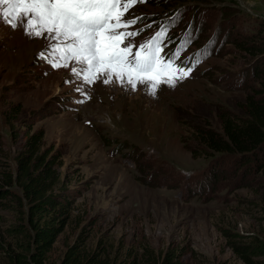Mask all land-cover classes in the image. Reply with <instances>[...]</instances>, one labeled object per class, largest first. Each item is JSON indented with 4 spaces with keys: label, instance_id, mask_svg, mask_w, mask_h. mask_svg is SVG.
Listing matches in <instances>:
<instances>
[{
    "label": "rangeland",
    "instance_id": "obj_1",
    "mask_svg": "<svg viewBox=\"0 0 264 264\" xmlns=\"http://www.w3.org/2000/svg\"><path fill=\"white\" fill-rule=\"evenodd\" d=\"M135 17L137 46L161 27L165 53L189 41L177 63L190 75L155 95L102 76L88 84L74 61L54 68L42 58L55 43L48 34L0 20V188L20 195L3 178L15 175L26 133L42 134L41 151L58 158L55 191L69 202L47 264H61L78 241L82 254L109 264L139 261L144 248L174 250L185 264H243L230 243L264 241V176L208 152L199 131L221 133L223 112L243 117L246 93L260 86L242 46L264 38V0H144L126 13ZM0 202V236L14 248L19 206Z\"/></svg>",
    "mask_w": 264,
    "mask_h": 264
},
{
    "label": "trees",
    "instance_id": "obj_2",
    "mask_svg": "<svg viewBox=\"0 0 264 264\" xmlns=\"http://www.w3.org/2000/svg\"><path fill=\"white\" fill-rule=\"evenodd\" d=\"M249 43L253 47L245 45L242 48L256 58L259 69L254 74L260 86L246 93L242 105L244 116L232 117L223 112L221 133L205 128L199 134L201 144L208 152L234 156L241 167L254 164V169L264 176V38L258 45ZM41 140L42 134L26 133L23 150L16 157L15 175L8 174L3 178L6 186L16 185L20 195L0 188V201L14 198L21 213L19 224L10 230L16 239L15 249L0 236V253L4 252L7 264H47L48 254L67 225L68 199L64 190L55 191L60 188L56 168L58 158L41 151ZM81 245L78 241L70 246L61 264H109L100 256L82 254ZM230 247L243 264H264L259 260L264 258V241L232 242ZM181 257L174 250L156 255L152 249L144 248L140 260L131 264H185Z\"/></svg>",
    "mask_w": 264,
    "mask_h": 264
},
{
    "label": "snow or ice",
    "instance_id": "obj_3",
    "mask_svg": "<svg viewBox=\"0 0 264 264\" xmlns=\"http://www.w3.org/2000/svg\"><path fill=\"white\" fill-rule=\"evenodd\" d=\"M138 2L144 0H0V20L13 29L22 25L30 37L48 34L55 43L42 58L54 68H67L74 61L84 67L72 68V73L79 77L82 72L88 84L102 76L105 84L115 79L133 90L142 84L155 95L161 85L175 86L190 75L191 68L177 63L189 41L167 54L168 28L161 27L148 41L135 45L133 38L140 30L128 29L139 17L127 19L126 13Z\"/></svg>",
    "mask_w": 264,
    "mask_h": 264
}]
</instances>
